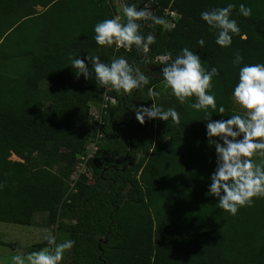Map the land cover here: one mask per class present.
<instances>
[{
	"label": "trees",
	"instance_id": "1",
	"mask_svg": "<svg viewBox=\"0 0 264 264\" xmlns=\"http://www.w3.org/2000/svg\"><path fill=\"white\" fill-rule=\"evenodd\" d=\"M120 1L138 9L148 3L150 15L172 27L140 21L141 33L155 42L146 52L117 49L92 38L96 23L116 18L112 0H0V222L31 226L45 214L57 241H74L68 264H264V197H253L234 216L218 207L208 194L216 154L205 128L206 113L209 120L242 114L231 95L242 65L231 61L239 51L242 64L264 63V0ZM229 3L252 11L243 17L232 9L240 32L222 48L200 12ZM184 47L205 70L217 68L210 91L223 113L194 110V97L181 104L163 86L157 57H175ZM86 55L105 63L123 56L149 84L118 94L94 77H77L71 60ZM104 93L115 102L98 113ZM151 104L174 107L179 123H138L134 110ZM92 130L101 134L98 150L74 179ZM0 246L19 247L1 240ZM47 246L43 239L22 254Z\"/></svg>",
	"mask_w": 264,
	"mask_h": 264
},
{
	"label": "clouds",
	"instance_id": "2",
	"mask_svg": "<svg viewBox=\"0 0 264 264\" xmlns=\"http://www.w3.org/2000/svg\"><path fill=\"white\" fill-rule=\"evenodd\" d=\"M234 7H237L238 13L243 17L251 15V8L243 3L238 6L229 3L225 7L200 12V19L210 31H215V43L222 48L229 47L232 36L240 32L236 20L230 18ZM121 12L123 22L119 18H111L93 26L92 38L96 45L126 50L135 46L147 51L155 42V36L151 33L142 34L139 22L148 19L154 25H167L164 18L150 15L147 10L138 9L134 4H122ZM196 43L202 48L205 41L201 38ZM161 62L163 86L181 104L185 102V98L194 97L195 102L190 104L192 109L212 108L219 113L224 112L223 106L217 108L215 96L210 91L211 81L218 75L216 67L205 70L200 57L187 47L181 48L175 57L172 53H165ZM242 62L243 57L236 51L231 63L233 66H242L239 67L237 83L232 88L231 95L242 114H233L227 119L209 120L206 113L205 119L206 137L208 143L214 146L216 154L208 194L218 198V207L233 216L240 207H250L253 197H264V63ZM86 64L91 65V72ZM70 66L76 69L77 77L83 75L86 80L94 77L97 85L109 86L118 94L131 93L149 84V77L123 56L114 57L108 63L97 55H86L84 59L77 56L71 60ZM134 118L140 124L145 119L179 123V113L174 107L162 109L155 104L136 108ZM2 187L0 184V188ZM44 239L47 247L26 255H13L11 264H60L64 254L74 244L71 239L57 242L56 236L51 232H47Z\"/></svg>",
	"mask_w": 264,
	"mask_h": 264
},
{
	"label": "rangeland",
	"instance_id": "3",
	"mask_svg": "<svg viewBox=\"0 0 264 264\" xmlns=\"http://www.w3.org/2000/svg\"><path fill=\"white\" fill-rule=\"evenodd\" d=\"M120 1V0H119ZM37 11L40 8L36 7ZM153 99L159 101L161 95L159 92L152 93ZM234 102V100H233ZM237 111L242 113L239 105L234 102ZM93 111V110H92ZM253 159H256L255 157ZM11 160H16L14 156ZM46 215L38 213L33 218L31 226H20L15 224H8L0 222V240L4 242L16 243V249H9L8 247L0 246V260L5 264H11V257L13 255L22 254L24 248H28L32 244L39 243L44 239L47 232H51V227L47 226ZM52 233V232H51ZM59 242V241H57ZM69 250L64 254L60 264H68Z\"/></svg>",
	"mask_w": 264,
	"mask_h": 264
},
{
	"label": "built area",
	"instance_id": "4",
	"mask_svg": "<svg viewBox=\"0 0 264 264\" xmlns=\"http://www.w3.org/2000/svg\"><path fill=\"white\" fill-rule=\"evenodd\" d=\"M144 9L147 10L149 14L153 12V10L150 8L148 3L144 6ZM164 14L167 15L169 18L177 17V14L174 11L169 10V9H165ZM171 27H172V23L169 22L166 25V29H169ZM143 52H146V51H143ZM161 58L162 57H157V59L159 60H161ZM101 99H102V102L98 108V113L101 111V109L105 108L108 104H113L115 102L113 99L108 98V96L105 93L102 94ZM91 115L94 116L93 119H95V117L97 116L95 112L92 110H91ZM93 134L95 133L92 130L91 140H89L87 144L85 153L78 157V162L76 164L75 172L73 175L74 179H77L79 174H83L84 172H86L85 164L87 160L90 159L94 155V153L98 150V142H99V139L101 138V134H98V135L95 134L94 136Z\"/></svg>",
	"mask_w": 264,
	"mask_h": 264
},
{
	"label": "crops",
	"instance_id": "5",
	"mask_svg": "<svg viewBox=\"0 0 264 264\" xmlns=\"http://www.w3.org/2000/svg\"><path fill=\"white\" fill-rule=\"evenodd\" d=\"M112 4L114 5V7H115V10H116V12H117V14H116V18H119V13H120V11H121V1H119V0H112ZM39 8V7H38ZM41 9V8H40ZM36 10H37V8H36ZM0 264H5V263H3V262H1V260H0Z\"/></svg>",
	"mask_w": 264,
	"mask_h": 264
}]
</instances>
